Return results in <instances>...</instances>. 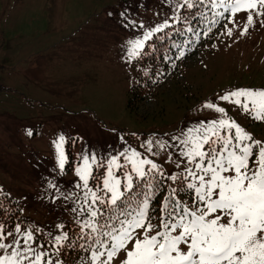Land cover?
<instances>
[{
    "label": "rangeland",
    "instance_id": "obj_1",
    "mask_svg": "<svg viewBox=\"0 0 264 264\" xmlns=\"http://www.w3.org/2000/svg\"><path fill=\"white\" fill-rule=\"evenodd\" d=\"M192 2L189 9L184 0H0V195H8L18 207V219L4 228L5 234L12 232L23 245L15 233L19 225L45 245L40 251H47L45 259L54 264H91V253L79 247L84 241L76 223L88 216L71 210L84 204V190L76 187L83 182L75 171L84 155L90 162L93 155L97 159L95 179L89 180L94 191L112 157L118 156L130 171L131 164L120 155L125 151L152 160L165 177L182 172L183 134L221 118L203 107L206 102L225 108L230 119L264 141V121L219 99L237 89L264 90V15L256 14L264 9L250 10L249 25L247 10L233 16L222 6L213 7L212 0ZM165 22L168 27L154 32L143 49L174 24L189 39L172 52L164 77L163 68L155 66L146 80L142 77L148 68L138 62L143 49L129 57V41L144 39L145 32ZM138 80L146 84L143 96L134 91ZM60 136L67 157L63 171L54 145ZM114 172L123 180L122 170ZM158 177L164 192L150 202L153 217L160 215L169 186L179 184ZM69 194L71 199L65 198ZM180 198L191 202L183 193ZM64 233L69 240L57 255L52 242ZM11 241L8 236L4 242Z\"/></svg>",
    "mask_w": 264,
    "mask_h": 264
},
{
    "label": "snow or ice",
    "instance_id": "obj_2",
    "mask_svg": "<svg viewBox=\"0 0 264 264\" xmlns=\"http://www.w3.org/2000/svg\"><path fill=\"white\" fill-rule=\"evenodd\" d=\"M184 5L189 9L195 6L192 0H184ZM212 6H222L233 16L247 10V23L251 25L250 10H257L258 6L264 9V0H218V3L212 0ZM256 14L264 15V11L257 10ZM166 27L165 22L145 32L144 39L129 41V57L138 55L144 41ZM219 99L236 105L254 120L264 121V90L237 89ZM203 107L221 114V118L189 128L183 134L179 141L183 145L180 156L186 161L182 172L165 177L162 168L152 160L141 158L135 150L125 151L120 155L131 164L130 171L118 163V156L112 157L107 162L106 175L100 177L94 191L89 180L95 179L92 168L97 159L93 155L90 162L88 155L83 156L82 166L75 171L83 182L76 187L84 190V204L79 206V211L77 207L71 210L88 216L82 223L80 220L76 223L80 225L79 239L84 241L79 247L91 253V264L115 261L118 264H264V141L254 139L230 119L225 108L212 102H206ZM27 134L31 136L32 132ZM63 142V136L54 141L61 171L67 160ZM157 143L161 149L165 147L163 142ZM146 145L151 152L153 142L149 140ZM145 166L150 167L146 170ZM176 167L180 168L181 164L177 163ZM114 169L123 171V180ZM153 173L173 184L179 181L176 187L169 186L157 217L149 214L150 202L159 188ZM49 187L56 185L50 183ZM145 187L147 191L129 195L134 189ZM181 193L189 196L191 202L181 199ZM65 198L71 199V194ZM153 219L158 222L153 223ZM84 229H89V233H84ZM15 233L20 234L23 245L12 232L5 234L0 225V250H3L0 264H25V261L54 264L53 259H45L50 254L40 251L45 245L32 231L22 232L17 225ZM8 236H12V241L5 243ZM68 240L67 233L54 237L52 243L57 255Z\"/></svg>",
    "mask_w": 264,
    "mask_h": 264
},
{
    "label": "trees",
    "instance_id": "obj_3",
    "mask_svg": "<svg viewBox=\"0 0 264 264\" xmlns=\"http://www.w3.org/2000/svg\"><path fill=\"white\" fill-rule=\"evenodd\" d=\"M176 27H170L166 31H163L162 33H159L158 36H154L151 40L148 41L145 48L143 49L142 53L140 54L138 58V62L141 64H147L151 66V69L155 66H159L167 56L168 49L170 48V43L172 41H178L179 37L178 32H175ZM156 64V65H155ZM134 91H137L138 93L143 96V90L142 87L136 86L134 88ZM129 105L131 106V100L129 102ZM158 178L159 182V188L156 191V193H163V184L161 182V178ZM141 184H143V181H140ZM154 188H156V185L154 183ZM146 191L147 188H137L134 189L133 193L131 195H135L137 191ZM158 194V195H159ZM138 199H142V197H138ZM157 200V199H156ZM18 207L15 204V202L6 194L0 195V223L4 226L5 229L10 228L12 226V223L15 218L18 219Z\"/></svg>",
    "mask_w": 264,
    "mask_h": 264
}]
</instances>
